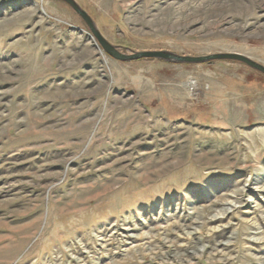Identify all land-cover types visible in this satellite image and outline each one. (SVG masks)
<instances>
[{
  "label": "rangeland",
  "instance_id": "rangeland-1",
  "mask_svg": "<svg viewBox=\"0 0 264 264\" xmlns=\"http://www.w3.org/2000/svg\"><path fill=\"white\" fill-rule=\"evenodd\" d=\"M74 1L125 52L264 66V0ZM0 264H264V75L0 0Z\"/></svg>",
  "mask_w": 264,
  "mask_h": 264
},
{
  "label": "water",
  "instance_id": "water-1",
  "mask_svg": "<svg viewBox=\"0 0 264 264\" xmlns=\"http://www.w3.org/2000/svg\"><path fill=\"white\" fill-rule=\"evenodd\" d=\"M68 4L75 13H77L81 19L86 23L90 29L93 37L97 40L101 49L110 57L121 62L135 61L143 58L159 59L169 63H189V64H201L211 62L214 60H229L238 61L250 68L264 75V66L260 63L250 59L236 52H217L208 55L193 56V55H182L171 52L169 50H141L134 52H121L117 46L109 43L94 27L91 17L84 11L74 0H61Z\"/></svg>",
  "mask_w": 264,
  "mask_h": 264
},
{
  "label": "trees",
  "instance_id": "trees-1",
  "mask_svg": "<svg viewBox=\"0 0 264 264\" xmlns=\"http://www.w3.org/2000/svg\"><path fill=\"white\" fill-rule=\"evenodd\" d=\"M119 50H120L121 52H125V51L121 50L120 48H119Z\"/></svg>",
  "mask_w": 264,
  "mask_h": 264
},
{
  "label": "built area",
  "instance_id": "built-area-1",
  "mask_svg": "<svg viewBox=\"0 0 264 264\" xmlns=\"http://www.w3.org/2000/svg\"><path fill=\"white\" fill-rule=\"evenodd\" d=\"M194 85H192V87H193Z\"/></svg>",
  "mask_w": 264,
  "mask_h": 264
}]
</instances>
